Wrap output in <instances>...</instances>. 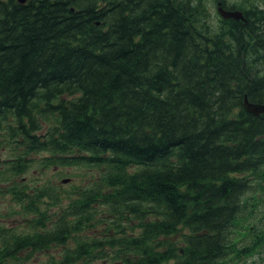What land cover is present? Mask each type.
Returning a JSON list of instances; mask_svg holds the SVG:
<instances>
[{
    "label": "trees",
    "instance_id": "1",
    "mask_svg": "<svg viewBox=\"0 0 264 264\" xmlns=\"http://www.w3.org/2000/svg\"><path fill=\"white\" fill-rule=\"evenodd\" d=\"M250 1L224 4L247 21L214 25L206 0H0V189L31 216L27 229L0 222V264L57 247L42 264L261 252L264 230L249 226L263 236L242 247L236 234L264 183V113L245 107L264 105V0ZM36 156L43 169L94 165L102 181L65 207L47 182L11 183Z\"/></svg>",
    "mask_w": 264,
    "mask_h": 264
},
{
    "label": "rangeland",
    "instance_id": "2",
    "mask_svg": "<svg viewBox=\"0 0 264 264\" xmlns=\"http://www.w3.org/2000/svg\"><path fill=\"white\" fill-rule=\"evenodd\" d=\"M220 2L230 3V4H238L247 2V0H221ZM253 4H257L260 7L261 4L257 2V0H251ZM206 7L209 11V19L210 22L214 25L219 24V20L221 16L218 13L215 0H206ZM10 151L8 149L0 148V162L1 160L9 157ZM47 155V154H43ZM35 165L32 164L27 173L22 175L24 182H47L49 185V190L53 195H57L58 198L64 202L69 201L70 196H72L79 187L82 185H87L90 183L98 182L100 183L102 180L99 179L101 174V170L96 168L94 165H74V166H61L57 165L56 167H51L48 169H43V166L38 165V161L41 162L42 158L39 156L35 157ZM43 173L44 176H43ZM65 179H68V182H64ZM253 183H256V178L253 179ZM256 196V200L252 201L256 203V206L253 207L254 213L251 217V198L248 200L245 212L241 215L238 228L236 230L237 236L242 240L239 247H242L246 244H250L251 242L261 241L262 232L259 233V237H255L251 229L250 232L247 231V228L250 226L252 228H257L264 230V183L257 185L256 192L254 193ZM251 197V191L248 194ZM10 195H2L0 192V211L6 213L9 209L13 208L17 203L13 201L12 198H9ZM61 202V203H62ZM62 205V204H59ZM57 210V206L55 207ZM4 218V217H3ZM2 218H0L1 221ZM8 225L26 228V222L21 217H16L15 220L8 219ZM262 246L261 252L247 257L245 262H237L236 264H264V242L259 244ZM63 252V247H57L52 250L39 252L35 255V257L29 261H20L17 264H42L43 262H48L52 260V258H58L61 256ZM100 264V263H98Z\"/></svg>",
    "mask_w": 264,
    "mask_h": 264
},
{
    "label": "flooded vegetation",
    "instance_id": "3",
    "mask_svg": "<svg viewBox=\"0 0 264 264\" xmlns=\"http://www.w3.org/2000/svg\"><path fill=\"white\" fill-rule=\"evenodd\" d=\"M219 1H221V0H215V4H216V7L218 8V4H219ZM226 4H228V3H226ZM222 5H223V7H225L226 9H228V10H233V9H236V8H229V7H227L226 5H224V3H222ZM207 6V5H206ZM207 8V7H206ZM25 180H20V179H17V180H13V181H11V183L13 184V183H15V182H24ZM41 182V181H40ZM27 183H31V182H27ZM42 183V182H41ZM81 188V187H80ZM77 190H79V188L77 189ZM77 190H75V191H73V192H76ZM4 190H2V189H0V192H3ZM50 191V190H49ZM16 192V188L14 187V186H12L11 187V189H10V192H9V195H10V197L9 198H14V193ZM25 193H28V192H30V190L29 191H24ZM14 201V200H13ZM47 201L48 202H50L51 200L50 199H47ZM15 202V201H14ZM70 203V200L69 201H66L65 202V207L66 206H68V204ZM48 207L50 208V211L51 212H54V211H59L61 208H63L62 206H60L59 204L57 205V210H56V206H54L53 204H51V203H49V205H48ZM11 209H13V212H12V215L13 216H15V217H9V219H12V220H15L16 219V217H21L24 221H27L29 218H31V216H21L19 213H18V211L19 210H21L22 208H21V206H20V204H16L15 206H13V208H11ZM0 218H2L1 219V223H7V221L8 220H6V219H4L3 217H7V214L6 213H3V212H1L0 211ZM11 226V225H10ZM13 227H15V226H13ZM89 235L91 236V237H97V236H100L101 235V232L100 231H94V232H90L89 233ZM68 244L70 245V244H74V242L72 241V240H70L69 242H68Z\"/></svg>",
    "mask_w": 264,
    "mask_h": 264
},
{
    "label": "water",
    "instance_id": "4",
    "mask_svg": "<svg viewBox=\"0 0 264 264\" xmlns=\"http://www.w3.org/2000/svg\"><path fill=\"white\" fill-rule=\"evenodd\" d=\"M19 1L21 3H25L27 0H19ZM218 11H219V14L225 19H229V18H234L237 20L245 19L243 11H241V10H228L222 6L221 2L219 3ZM247 103L256 105L257 107L251 108L247 105ZM245 107L247 108L248 111L255 113V114L264 113V105H258V104L251 103V102H249V100L247 98L245 100ZM64 182H68V179H65Z\"/></svg>",
    "mask_w": 264,
    "mask_h": 264
},
{
    "label": "bare ground",
    "instance_id": "5",
    "mask_svg": "<svg viewBox=\"0 0 264 264\" xmlns=\"http://www.w3.org/2000/svg\"><path fill=\"white\" fill-rule=\"evenodd\" d=\"M221 3H224V2H221ZM225 4V3H224ZM247 105L249 106V107H251V108H255V107H257L256 105H253V104H249V103H247ZM259 107V106H258Z\"/></svg>",
    "mask_w": 264,
    "mask_h": 264
}]
</instances>
